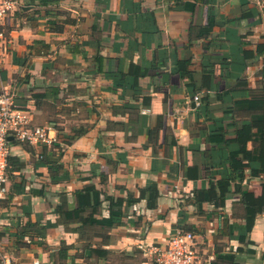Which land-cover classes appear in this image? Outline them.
I'll return each mask as SVG.
<instances>
[{
  "label": "crops",
  "instance_id": "0c3cea01",
  "mask_svg": "<svg viewBox=\"0 0 264 264\" xmlns=\"http://www.w3.org/2000/svg\"><path fill=\"white\" fill-rule=\"evenodd\" d=\"M20 1L0 24V93L31 107L33 124L57 125L64 178L40 160L52 144L10 139L0 264H55L63 243L82 264H157L150 247L177 228L196 234V264H264V7ZM88 185L101 193L97 219L110 215L106 195L124 200L120 224L56 223L60 193L73 208Z\"/></svg>",
  "mask_w": 264,
  "mask_h": 264
},
{
  "label": "built area",
  "instance_id": "2783aa9c",
  "mask_svg": "<svg viewBox=\"0 0 264 264\" xmlns=\"http://www.w3.org/2000/svg\"><path fill=\"white\" fill-rule=\"evenodd\" d=\"M254 1L264 7V0ZM20 8V0H0V24ZM4 38V32L0 30V47ZM199 99L200 96L196 95L195 100ZM11 138L31 144L49 145L57 142V132L52 124H33L32 111L27 106L16 104L11 93L3 92L0 93V196L8 192ZM150 253L154 255L157 264H196V234L177 228L166 244L152 245ZM5 264L11 262L7 260Z\"/></svg>",
  "mask_w": 264,
  "mask_h": 264
},
{
  "label": "trees",
  "instance_id": "16d2710c",
  "mask_svg": "<svg viewBox=\"0 0 264 264\" xmlns=\"http://www.w3.org/2000/svg\"><path fill=\"white\" fill-rule=\"evenodd\" d=\"M186 62L188 61L184 60L182 62H179V66L182 68L181 70L184 71V73L188 72L186 68L187 67ZM123 88H125V86H123ZM136 90L138 89L136 88ZM145 99L149 101V97H145ZM27 107L31 109V107H29L28 105ZM130 108L134 109L135 107H130ZM202 109L204 110V112L208 111V104L207 103L202 104ZM134 119H136L135 122H137L138 124H144L145 122V120L143 121L142 118L139 117ZM82 134H83L82 131H77L76 134L72 137V139L77 138ZM55 148H58V151H56ZM62 156H63V147L60 145V143H56V142L52 144V151L47 150V146H43V151L40 154V160L48 164L50 166V169L52 170V182L54 183L60 182L64 178L63 175L60 176V172L64 170V164L61 161ZM12 159L13 157L10 155L9 165ZM8 170H9V166H8ZM32 191L35 192V189H32ZM100 194H101L100 191L94 185H88L82 190H77L74 193L77 205L72 208L70 206L68 193L62 191L60 193V202L55 207V211L58 215V220L56 223L67 224L71 220H83L85 223H89L92 225L98 224L103 226H112L114 224H120L123 216V210L121 208V205L124 202V200L121 198L115 200L112 196L106 195L105 196L106 200H109L110 202V215L108 217H103L102 219H97L94 216L95 213L99 211L100 207L103 204ZM135 200L136 199H132V196H130L128 201L133 202ZM150 205H154V202L152 200H150ZM88 211H89V215L86 216L85 213ZM34 226H37V223L29 224V227L31 228H33ZM47 228L48 225L46 226L38 225V232L40 233V236L44 237L46 235ZM31 231L32 230L29 229L28 227H23L20 230V236L31 234L30 233ZM71 248L72 246L63 243L57 249L54 248L50 249L52 263L55 264L66 263L68 262V260L71 259V264H82L76 262V258L82 257L84 253L80 254L79 252H77L72 255L70 253ZM102 251L103 249H98V248L92 249L91 254L93 252L101 253Z\"/></svg>",
  "mask_w": 264,
  "mask_h": 264
},
{
  "label": "rangeland",
  "instance_id": "374dc122",
  "mask_svg": "<svg viewBox=\"0 0 264 264\" xmlns=\"http://www.w3.org/2000/svg\"><path fill=\"white\" fill-rule=\"evenodd\" d=\"M150 255L153 257L152 259H153V261H154V260H155V259H154V255H152V254H150Z\"/></svg>",
  "mask_w": 264,
  "mask_h": 264
}]
</instances>
